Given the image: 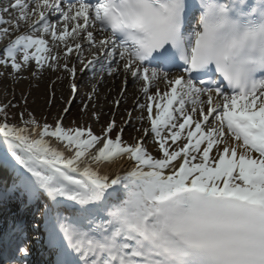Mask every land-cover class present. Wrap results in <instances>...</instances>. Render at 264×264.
<instances>
[{
	"label": "snow or ice",
	"instance_id": "obj_1",
	"mask_svg": "<svg viewBox=\"0 0 264 264\" xmlns=\"http://www.w3.org/2000/svg\"><path fill=\"white\" fill-rule=\"evenodd\" d=\"M10 11L12 27L28 25L0 49L14 72L35 61L74 77V66L41 55L51 51L44 36L67 57L82 47L68 39L86 34L103 59L85 68L112 75L122 65L145 94L157 87L139 107L159 157L142 141L113 139L114 121L97 136L31 113L11 124L0 107V164L11 172L0 205H39L52 264H264V0H12L0 13ZM8 23L0 14V26ZM89 27L107 35L97 41ZM123 157L129 170L100 171ZM8 251L11 264H31L27 236L15 234Z\"/></svg>",
	"mask_w": 264,
	"mask_h": 264
},
{
	"label": "bare ground",
	"instance_id": "obj_2",
	"mask_svg": "<svg viewBox=\"0 0 264 264\" xmlns=\"http://www.w3.org/2000/svg\"><path fill=\"white\" fill-rule=\"evenodd\" d=\"M11 2L12 0H0V9L8 6ZM0 14L3 15L4 19L12 20V23L17 18L16 11H10L8 13ZM50 20L51 22L55 23L56 17H50ZM12 23L4 25L5 27H9L11 29L9 34L4 35L2 32H0V38L3 40V44H0V49L4 48L11 39L15 38L16 35L28 31V25L24 22H20L19 29L12 27ZM60 23L62 24L63 22L61 21ZM68 23L70 25L69 30H71L72 22L69 21ZM88 30L93 32V35L97 41L103 39L105 35H107V33L101 32L99 28L89 27ZM35 35L39 34L37 33ZM85 36L86 34H82L75 40H73L72 38L68 39V43L74 44L78 42L82 45V47L79 52L73 49V51L69 53L67 57H65L64 55L66 50L64 44L60 43L59 41H53L50 35L44 36V39L48 42L47 47L51 51L50 53H41V55H56L59 57V63L61 65L67 63L69 68H72L74 66L76 69L74 77L63 67H60L57 71H53L47 66H45L44 68H38L35 61H30L29 64L22 67L19 72H14L11 69L9 75L10 78L4 77L0 80V84L7 88L5 94L8 97H12L10 102H18V106L20 109L23 110L27 106H32L39 112L45 111L50 117V115L52 116L56 114V112H60L59 109L63 106L68 96L71 85L74 83L77 85L79 91L78 97L81 100L80 102H76L75 105L79 103L83 104L86 100V104L88 107L84 110L74 109L75 114L78 115L79 113L78 122L80 124L90 126V124L92 123L93 127L89 129L98 134L105 122H107L108 119L112 118L110 112L113 111L112 113L114 116L112 118V122H115V128L112 131L111 135L115 134V129H117L119 127V124H121V122H123V120L126 118L124 123L126 128L122 129V137L129 141L131 145H134L138 141H142L143 145L152 155L159 157L160 153L158 145L155 143V137L150 131V122L147 120V109H141L139 107V105H146L149 102L147 99L148 95L155 94V92L157 91L156 83H153V85L149 88L147 94H145L144 92L139 93V89L143 88L144 82L142 80L133 78L130 73H125L122 69V65L119 73L112 75H109L106 69L104 71H101L99 64H96L94 67L89 66L88 68H85V57L89 56L92 59H103L101 53H99L97 49H93L89 45ZM75 52L77 53V55H74ZM85 54H87L88 56H85ZM17 55L19 58L20 53H18ZM73 55L75 58L72 57ZM115 58L119 60L118 54ZM81 60H83L84 63H81ZM148 66L152 67L151 65ZM113 67H116V65L114 64ZM121 84H125V87L123 89ZM67 85L68 93L67 96L64 97ZM159 89L161 92L164 91V85L162 83L159 84ZM45 92L47 93V99L44 97ZM85 93H89V101L84 97ZM117 96L119 101L116 106L112 107V103L110 104V101L113 102V99ZM43 100H45L47 106L44 105ZM59 103H61L60 106ZM130 108V113H127V109ZM188 108L190 110L191 105H188ZM81 112H83V114L93 112V116H89L86 118L85 116H80ZM194 119H198V117H194ZM145 129H149L147 135H145ZM180 143L182 144L183 141H180ZM53 144H55V141H53ZM5 149L6 145L0 142V160H3L5 156ZM132 166V163L127 159V157H123L112 163L101 164L99 168L102 173L107 172L109 175H115L117 173H122L129 170ZM5 184H11V172L6 163L0 164V186H3ZM35 204V202L28 203L22 199H16L9 203L2 204L0 205V219L2 216H5L7 218L6 220L8 221L21 219V222H24L22 226H27V228L30 229V227H28L25 222L27 220L28 213L26 209L32 208V206ZM35 217L39 218L40 212L36 213ZM40 220L41 217L34 221L32 223V226H39V229L44 233L45 227L43 223H38ZM42 239L43 237L37 239L34 236V246L40 247L39 242ZM52 258V256H49L48 258L46 256L45 260L42 259L43 263L41 264H50V259ZM7 264H11V262Z\"/></svg>",
	"mask_w": 264,
	"mask_h": 264
},
{
	"label": "rangeland",
	"instance_id": "obj_3",
	"mask_svg": "<svg viewBox=\"0 0 264 264\" xmlns=\"http://www.w3.org/2000/svg\"><path fill=\"white\" fill-rule=\"evenodd\" d=\"M8 22H12L10 21L9 19L7 20ZM5 27L4 25L3 26H0V28H3ZM2 41L0 39V43L2 44ZM74 55H77V53L75 52ZM74 55L72 56L73 58ZM85 56H88L87 54H85ZM2 58V57H0ZM86 58V62L88 60H90L89 56L88 57H85ZM10 70H11V67L8 66V65H3V64H0V80L3 79L4 77L6 78H10ZM122 85V89L125 87V84H121ZM6 87L3 86L2 84H0V107L1 106H4L6 107V110H7V113H8V122L9 123H20L21 122V114L23 113V116H24V119L27 120L29 119V113H31V117L34 118L36 121L40 122L41 124L43 123H48L49 125H54L55 121L60 118L62 119L63 121V126L65 128H82V129H89L91 127H93V124L91 123L90 126L88 125H82L78 122V115L74 113V109L75 110H84L86 108L85 105L86 104V100H85V103H79V104H76V102H80L81 100L79 99L78 97V94H79V91L77 90V92L75 94L72 93L71 89L69 90V93H68V85L66 87V92L64 93V97L67 96V93H68V96L63 104L62 107H60V112H56V114L54 115H50V117L48 116V114L44 111H37L34 107L32 106H27L26 108H24L23 110L19 108L18 106V102L17 103H12L10 102L11 98L12 97H8L6 94H5V91H6ZM142 89H139V93H142ZM46 95L47 93L45 92L44 94V97L46 98ZM90 95H91V92H90ZM84 97L89 101L90 99H88L89 97V93H85ZM47 99V98H46ZM69 101H72L70 104H69ZM118 96L115 97L113 99V102L110 101V104L112 103V107L113 106H116L117 102H118ZM43 103L45 106L46 105V102L45 100H43ZM98 104V103H97ZM61 105V103H59V106ZM96 105V104H95ZM65 107H68L70 108V111L68 113H64L63 112V109ZM57 111H58V108H57ZM127 113H130L131 111V108L130 109H127ZM113 111H111L110 115L111 117L113 118ZM86 114V115H85ZM83 114V112H81V115L80 116H85L86 118L87 117H91L93 116V112H90V113H85ZM112 118L108 119L107 122H105V124L103 125V127L101 128V130L99 131V133L97 134L96 132L92 131V133L94 135H97V136H101L103 134V129L107 127V125L112 122ZM0 119H3L2 116H0ZM125 120L126 118L123 120V122H121V124H119V127L117 129H115V134L111 135V137L113 139H115V136L117 135V133H121V130L126 128V126L124 125L125 123ZM88 126V127H87ZM123 139V143L126 144V145H131V143L129 141H127L124 137H122Z\"/></svg>",
	"mask_w": 264,
	"mask_h": 264
}]
</instances>
